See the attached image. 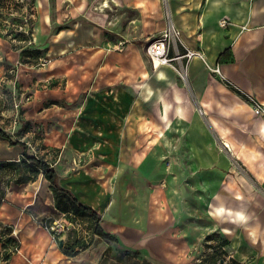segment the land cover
<instances>
[{"label": "crops", "instance_id": "obj_1", "mask_svg": "<svg viewBox=\"0 0 264 264\" xmlns=\"http://www.w3.org/2000/svg\"><path fill=\"white\" fill-rule=\"evenodd\" d=\"M39 1L45 8L39 14L42 38L38 44H46V54L53 57L45 67H39L43 73L39 78L33 79L31 71L22 70L26 76L30 74V77L24 79L23 85L18 87L21 91L17 89V96L19 92L24 94L28 90L32 91L31 100L23 105L24 111L21 115L25 116L23 117L25 126L22 132L30 133L34 124L40 123L36 126L43 130L40 139L44 146L43 150L49 153L53 147L60 149L59 160L51 162L56 170L58 183L61 187L70 190L79 202L90 205L99 215L101 214L96 208L97 203L77 195L80 186L74 184V177L81 175L82 185L91 188L97 186L101 189L102 186L96 185L94 180L90 179L96 176L95 169L86 166L84 171H75L73 165L67 164L68 171L64 177H61L57 163L67 152L69 153L70 137L78 136L81 142L88 145L95 143L122 145L119 158L126 167V161L133 153L129 151L130 145L141 143L142 140L143 127L138 118V115L139 117L142 115V106L135 105L134 109L129 110L128 113L126 111L125 118L119 122L118 131L110 130L111 123L104 120L100 126L103 130L96 136L85 130L81 121H76V125L74 123L70 125L68 120L54 122L44 119L48 114L45 112L47 108L43 107V102L48 98L64 101L74 99L86 91L94 96L95 90L99 91L111 80V68L116 61H112L108 47L123 42L126 48L132 50L134 46L142 45L163 30L170 17L180 31L176 38L178 49L203 50L210 64L220 63L226 76L234 79L241 87L255 92L259 99L264 101V0H165V2L162 0H53L52 4L50 0ZM95 1L101 4L91 7ZM128 7L137 12L136 17L131 18L129 22L125 19ZM165 11H168L169 16ZM52 15L56 21L54 24L61 25L56 30H52ZM101 17L102 21L96 20ZM221 18L228 20L227 25L220 24ZM132 25L139 26L134 34L129 29ZM0 38L3 54L7 58H16V55L9 53L10 51L14 53L11 44L13 39L3 36ZM18 53L19 51H17V59ZM117 54L113 57L117 56L118 62H121L122 55ZM232 56L237 59L235 69L228 65V59ZM148 61L152 66L150 57ZM179 62L178 59L173 58L168 64L161 65L159 70L152 66L151 73L135 72L125 74L123 77L124 73L120 69L119 74L127 84H133V88L129 89L139 97H143L141 101L152 99L153 102L154 96L158 101L159 84L162 83L167 91L171 89L169 86L172 87L177 78L174 68L180 66ZM1 65L2 77L6 68ZM205 69L199 57L189 59L184 78L189 90L185 92L183 89V91L174 89L173 92L177 97H182V104L173 96L171 107L164 109L158 118L162 127L167 129V134L170 128L177 125L176 121H181L183 124L190 119L198 120L190 102H187V96H190V101L198 109V116L218 130L219 138L224 137L223 143L229 145L237 163L240 161L246 166L254 183L253 188L247 189L246 198L242 197L235 178L230 175L229 184H220L221 192L230 191V200L225 201L220 194H215L216 200L211 212L220 215L215 220V225L222 239L227 240L224 249L232 257L241 264H264V121H261L264 118L253 116L252 107L243 100V96L229 86L231 84L225 85L217 75L211 76L212 74H208ZM17 80L20 82V79ZM122 90L125 91L126 88ZM152 102L151 104L154 103ZM185 108L188 117L182 115ZM169 111L172 113L171 116ZM151 125L152 131L158 130V121H152ZM235 125L247 128L249 139L247 143L253 145V149H249L247 154L233 151L231 144L235 141L225 136V130ZM75 127L79 128L77 132L69 131ZM198 130L201 134L202 131ZM158 136H152V139H157ZM183 137L184 149L185 144L191 143V138L187 133L186 135L184 133ZM25 142L28 149L29 143ZM11 146L16 148L15 151L22 147L19 144ZM85 150L86 153L94 152L93 146L85 147ZM187 156L189 158L190 152ZM151 159H154V164L151 163L153 174V169L157 168V154ZM125 170L119 166L118 169L112 168L107 171L105 168L103 171L105 174L108 173L107 176H125L123 173ZM100 183L106 184V179ZM101 192L103 199L110 195L112 202L103 206L99 224L105 232L115 237L116 244L139 246L152 252L164 249L163 253L172 261L179 260L188 264L187 254L191 251L190 236L181 235L175 226L171 227L170 219L166 221L158 219V202L155 199L146 205L151 209L150 214L148 213L150 218L144 221V225L135 223L133 225L125 221L123 206L113 202L115 193L112 194L108 190ZM153 193L159 196L160 191L156 189ZM8 196L10 198L0 202V225L9 227L4 238L7 237L10 241L17 239L18 246L16 251L6 250L9 242H4L3 237L0 236V264H98L109 247L115 246L92 231L91 243L84 236L80 238L81 241L84 239L89 243L88 247L77 245L73 251H67L63 245L72 244L73 237L68 235V231L60 234L58 239H54L42 226L40 220L24 213L23 206L11 202L12 193L9 192ZM187 230L189 233L190 227ZM78 235L79 233H76V236ZM59 239H63L62 247L59 246ZM207 253L209 252L203 255Z\"/></svg>", "mask_w": 264, "mask_h": 264}, {"label": "rangeland", "instance_id": "obj_2", "mask_svg": "<svg viewBox=\"0 0 264 264\" xmlns=\"http://www.w3.org/2000/svg\"><path fill=\"white\" fill-rule=\"evenodd\" d=\"M162 1L165 2V0ZM50 3L52 4L53 0H50ZM100 4L95 1L91 7ZM44 8L45 6L39 0H24L23 2L20 0H4L0 4V28L4 32L10 33V38L13 39L12 43L16 45L29 44L31 49L42 50L37 60L44 63L38 65V63L21 62L19 56L17 59L18 49H13L14 53L9 52L11 55H16V58H7L3 54L4 50L0 44V54H2L0 64L6 68L2 77L0 76V126L5 131L10 132L15 139L20 138L28 141L27 151L30 155H35L53 163L58 159L60 149L53 147L49 153L43 150L44 146H42L40 140L43 130L41 127L36 126L40 123H35L30 133L22 132V130L16 132L21 126L23 128L25 126L23 123V117L25 116L18 114V109L32 98V91L29 90L24 94L19 92L17 97L18 87L23 85L24 79L30 77V74L26 76L22 70L31 71L33 79L39 78L43 74L42 69H39V67H45L53 57V55L46 54V44H38L42 38L39 29V14L43 12ZM126 14L127 18L125 19L129 22L131 18L136 17L137 12L128 7ZM101 19L102 17L96 20L102 21ZM51 21L53 24L52 30H56L57 27L61 26L60 24H54L56 22L54 15L51 16ZM20 26L28 29V32L25 29H20ZM138 27V25H132L129 29L134 34ZM19 32L24 34L25 39L22 36H15ZM0 37L2 36L0 35ZM0 41H2L1 38ZM150 41L152 40L149 39L142 45L134 46L132 50L126 48L125 45L121 50L113 48L114 45L108 47L112 61H116L111 68L110 82L99 91L95 90L94 96L89 95V91H86L74 99L65 101L48 98L43 102V107L47 108L45 112L48 114L47 117L44 116V119L47 118L46 120H53L54 122L68 120L70 125L71 123L76 125V121H81L85 126V130L97 136L103 130L100 126L104 120L111 123L110 130L118 131L119 122L125 118L126 111L128 113L129 110L134 109L135 105L142 106V115L141 117L138 115L143 127L142 140L141 143L130 145L131 150L129 149V151L133 153L131 154L132 157L127 159L126 167L119 158L122 145L98 143L88 145L81 142L78 136H71L69 139V153L67 152L63 159L61 158L57 163V168L61 177H64L68 171L67 164L68 166L73 165L75 171H84L86 166H92L95 169L96 176H92L90 179H93L96 185L102 186L101 189H98L97 186L91 188L82 185L81 175L74 177V184L80 186L76 194L83 197L82 199H90L96 202V208L100 210L101 215L103 206L112 202L110 195L103 199L104 196L101 190L115 193L113 202L123 206L125 221L133 225L134 223L144 225V221L150 218L148 213L150 214L151 209L147 208L146 205L149 201L155 199L158 202V219L160 221L170 219L172 222L171 227L175 226L181 235L188 234L187 236H190L191 251L188 252L187 257L189 258L188 264H193L202 259L205 252L213 251L211 246H216L222 239L217 225H215V220L220 215L211 212L212 205L216 200L215 194H220L225 201L230 200V191L221 192L220 184H229L230 175H233L238 190L245 199L248 194L247 189L249 187L253 188L254 183H252L246 166L240 161L237 163V160L233 157L234 155L231 154L232 151L223 145L224 137L219 138L218 130L208 121L198 116V109L190 101V96H187V102H190L198 120L190 119L183 124L181 121H176L175 124L177 125L170 128L168 134L167 129L164 126L162 127L158 117L161 116L164 109L166 110L168 106L172 105V97L177 98L179 103L182 104V97H177L173 93L174 89H181L185 92L189 90L184 79L185 74H187L186 66L189 60L182 58L179 62L180 66L174 68L177 78L172 87L169 86L170 90L167 91L162 83L159 84L158 101L154 96V103L152 99L141 101L143 97H139L137 93L134 94L129 89L130 87L133 88V84L129 85L124 79L120 78L119 72L121 71L124 73L123 77L125 74L135 72L151 73L152 66L148 61L150 56L146 50ZM170 50L174 55L175 51L181 49L171 46ZM117 53L122 55L121 62H118L117 56L113 57ZM25 59L31 58L26 56ZM228 60V65L235 69L237 59L232 56ZM204 65L208 74H212L211 76L217 75L222 83L225 82V85L231 84L242 92L253 93L259 99L255 92L241 87L234 79L226 76L220 63L215 65L220 66L223 77L210 70L205 63ZM17 78L20 79V82ZM122 88H126V90L124 91ZM19 91L21 90L19 89ZM243 98L244 101H247L246 96ZM16 103L17 105H15ZM171 114V111H169V116ZM182 115H185V117L188 115L186 108L183 109ZM152 121H158V133L156 130L152 131ZM153 126L155 127V123ZM198 129L202 131L201 134H199ZM78 130L79 128L75 127L69 131L77 132ZM184 133L185 135L187 133V136L191 138V143L189 145L185 144L183 149ZM247 133L246 127L236 125L225 130V136L235 141L231 144L233 151L247 154L249 149H253V145L247 143V140H249ZM157 135H159L158 140L156 138L153 140L152 136L157 137ZM89 146H93L94 152L89 151L86 153L85 147ZM19 148L21 149L17 148L18 150L15 151L16 148L0 138V202L6 201L10 192L13 195L11 196V202L14 205L23 206L24 213L26 212L40 220L45 229L54 220L66 219L75 226V228L68 230V235L73 236L72 242L84 236L91 243L90 238L92 239V236L90 237V234L94 231V224L87 218L73 213L69 198L62 192L54 191L50 182L45 178L42 169L32 160L25 159L21 153L23 148ZM189 152L190 156L187 158ZM88 154H90L89 157H87ZM156 154L158 157V161L156 160L157 168L153 169L152 174L151 163L154 164V159L151 158H154ZM119 166L126 169L123 172L125 176H107L108 173L105 174L103 171L105 168L107 171L112 168L118 169ZM103 179H106V184L101 185L100 181ZM156 189L160 191L159 196L153 193ZM188 227H190L189 233ZM8 228L0 225V236L3 237L4 242H9L6 250L16 251L14 246H18V240L10 241L7 237L4 238ZM76 233H79V235L76 236ZM88 242L82 239L79 246L88 247ZM107 242L115 246H113L114 248L109 247V250L98 261V264H187L179 260L172 261L170 257L163 253L164 249L152 252L139 246L118 245L116 240Z\"/></svg>", "mask_w": 264, "mask_h": 264}, {"label": "trees", "instance_id": "obj_3", "mask_svg": "<svg viewBox=\"0 0 264 264\" xmlns=\"http://www.w3.org/2000/svg\"><path fill=\"white\" fill-rule=\"evenodd\" d=\"M3 1L4 0H0V4ZM0 35L3 37H9L10 38V33L7 31L4 32L1 28H0ZM15 36H17V37L22 36L23 37L24 34L22 32H19V33H16ZM11 44H12V47L14 49L19 50V60L21 62H29L32 64H37L39 62L37 59L39 58L42 50L37 49V48L31 49L29 47V44L16 45V44L12 43V41H11ZM180 51L184 52L185 50H183V51L180 50ZM225 52L223 54H225ZM223 54H222V56H223ZM168 55L172 56L171 50L168 52ZM26 56L31 58V59H25ZM229 86L234 91H237V93L239 95L244 97L243 93H241L240 90L232 87L231 85H229ZM23 111H24V108L20 107L18 109V114L21 115L23 113ZM22 128L23 127L21 126L16 132L23 130ZM0 138L8 141L10 146L16 145V144H19L22 146L23 157L27 160H32L38 167H40L42 169V172H43L45 178L50 182L51 187L54 191L62 192L69 198L70 203H71V209H72L74 214L85 217L94 224V233H96L100 238H102L105 241L116 240L112 234L105 232L101 228V226L99 224L101 215H99V213L96 210H94L90 205L79 202L74 197L73 193L70 190L65 189V188L60 186V184L58 183V176H57L56 170L54 168V165H52L51 162L44 160L42 158H38L35 155H30L27 151L26 142L21 140L20 138L15 139L10 132L5 131L1 126H0ZM56 239H58V238L56 237ZM226 243H227V240L220 239V243H218L216 246H211V248H213V251L203 255L202 259L198 260L197 262H194L193 264H219L220 259H223V264H241L234 257H232L228 253V251H226V249H224V245ZM79 244H81V239L77 238L74 240V242H72V244L65 243L63 245V248L67 251L68 250L73 251L74 247L79 245Z\"/></svg>", "mask_w": 264, "mask_h": 264}, {"label": "built area", "instance_id": "obj_4", "mask_svg": "<svg viewBox=\"0 0 264 264\" xmlns=\"http://www.w3.org/2000/svg\"><path fill=\"white\" fill-rule=\"evenodd\" d=\"M20 1L23 2L24 0H20ZM166 14L168 15V11H166ZM25 20H27V18H25ZM227 23L228 20L226 18L220 19V24L225 26L227 25ZM20 29H25V28H22L20 26ZM25 30L26 32H28L27 31L28 29ZM179 33H180L179 29L174 25L170 17H168L166 27L151 39L152 41L149 42L146 48L147 53L150 56V59L153 62V64L155 57L158 58V60L160 61L159 63L160 65L171 62L173 58L178 59L180 61L182 58L189 60L193 57H199L210 70L223 77V74H221L220 66L215 64H210L206 58L204 51L201 49L188 48L185 49L184 52L175 51L174 55L169 56L168 52L170 51V47L172 46L173 48H177L176 38L178 37ZM113 48L121 50L124 48V43L120 42L117 45H114ZM43 64L44 63L42 61L38 62V65H43ZM240 92L243 93L244 97L246 96V100L250 105V107H252L251 109L253 113L261 118H264V101L258 99L255 95H253V93H245L242 92L241 90ZM15 105H17V103ZM46 228L48 231H50L52 237L55 239L63 232L68 231L70 228H75V226L69 220L61 219V220H54L48 226H46ZM14 249L16 250L17 246H14ZM219 264H223V263H219Z\"/></svg>", "mask_w": 264, "mask_h": 264}, {"label": "bare ground", "instance_id": "obj_5", "mask_svg": "<svg viewBox=\"0 0 264 264\" xmlns=\"http://www.w3.org/2000/svg\"><path fill=\"white\" fill-rule=\"evenodd\" d=\"M160 63V61L158 60V58H154V64H153V62H152V66L154 67V68H157L158 70H159V68L161 67V65L159 64ZM166 64V63H165ZM168 64V63H167ZM162 65H164V64H162ZM261 121H264V119H261ZM224 144V146H226V147H228L229 148V145L228 144H226V143H223Z\"/></svg>", "mask_w": 264, "mask_h": 264}, {"label": "water", "instance_id": "obj_6", "mask_svg": "<svg viewBox=\"0 0 264 264\" xmlns=\"http://www.w3.org/2000/svg\"><path fill=\"white\" fill-rule=\"evenodd\" d=\"M62 245H63V239H59V246L62 247ZM219 263H223V259H220Z\"/></svg>", "mask_w": 264, "mask_h": 264}]
</instances>
